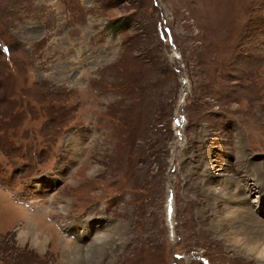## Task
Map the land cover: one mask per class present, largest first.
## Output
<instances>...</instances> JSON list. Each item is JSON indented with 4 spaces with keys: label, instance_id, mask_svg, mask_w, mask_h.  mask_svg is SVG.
Returning <instances> with one entry per match:
<instances>
[{
    "label": "rangeland",
    "instance_id": "obj_1",
    "mask_svg": "<svg viewBox=\"0 0 264 264\" xmlns=\"http://www.w3.org/2000/svg\"><path fill=\"white\" fill-rule=\"evenodd\" d=\"M206 174L264 220V0H0V264H264Z\"/></svg>",
    "mask_w": 264,
    "mask_h": 264
},
{
    "label": "bare ground",
    "instance_id": "obj_2",
    "mask_svg": "<svg viewBox=\"0 0 264 264\" xmlns=\"http://www.w3.org/2000/svg\"><path fill=\"white\" fill-rule=\"evenodd\" d=\"M238 155L242 158L246 156L241 144L239 145ZM212 169L214 170V164L209 163L208 172L212 171ZM202 178L203 184L213 200V221L210 223V231L217 237L215 239H222L223 242L230 246V249L232 248L233 251H237L236 253L245 257L252 254L261 255L260 247L264 246V220L251 214L250 209L246 208V191L244 189L242 190V196L236 195L233 190H227V188L226 192L222 193L212 186V180L214 179L209 174L202 175ZM219 201H227L226 204H229V206L225 204L223 211L218 204ZM87 228L92 229L88 226ZM84 235L86 236V234ZM100 240L101 238L91 243L88 249H84L85 247L80 244L70 243L68 244L70 247H62L61 263L85 264L92 262L93 264H97L100 253L104 251L102 250V246H100Z\"/></svg>",
    "mask_w": 264,
    "mask_h": 264
},
{
    "label": "water",
    "instance_id": "obj_3",
    "mask_svg": "<svg viewBox=\"0 0 264 264\" xmlns=\"http://www.w3.org/2000/svg\"><path fill=\"white\" fill-rule=\"evenodd\" d=\"M172 264H175V263H172Z\"/></svg>",
    "mask_w": 264,
    "mask_h": 264
}]
</instances>
